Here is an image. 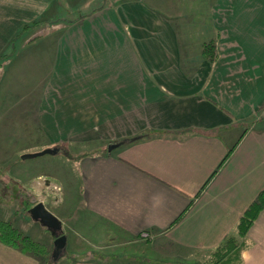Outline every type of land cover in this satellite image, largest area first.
I'll return each instance as SVG.
<instances>
[{
  "label": "crops",
  "instance_id": "crops-1",
  "mask_svg": "<svg viewBox=\"0 0 264 264\" xmlns=\"http://www.w3.org/2000/svg\"><path fill=\"white\" fill-rule=\"evenodd\" d=\"M164 1L162 15L139 0H0V59L21 53L34 66L23 74L42 73L27 92L20 87L28 100L19 112L31 116L47 147H99L81 158L78 219L85 224L92 218L103 243L141 248L136 235L152 234L147 246L167 258L171 246H216L264 189V108L261 118L254 115L264 102V0H198L186 16L184 5ZM192 32L198 39L186 34ZM46 33L48 52L44 42L29 52L30 40ZM184 37L213 39V59L184 53ZM41 64L48 70L36 68ZM142 90L150 112L155 110L147 117L150 124L117 127L142 121L132 112L141 106ZM240 125L245 132L202 189ZM218 127L219 138L205 132ZM142 132L156 135L125 142ZM246 238L241 264H264V209ZM52 246L55 252L54 241ZM87 255L76 264H101ZM0 264L36 261L0 243Z\"/></svg>",
  "mask_w": 264,
  "mask_h": 264
},
{
  "label": "rangeland",
  "instance_id": "rangeland-1",
  "mask_svg": "<svg viewBox=\"0 0 264 264\" xmlns=\"http://www.w3.org/2000/svg\"><path fill=\"white\" fill-rule=\"evenodd\" d=\"M104 1L109 3L111 0H100L101 4ZM119 1L120 0H116L117 3ZM139 1H141L144 6L146 4L149 9L152 8L157 10L156 5H159L160 11H157L158 13L162 12L160 14L164 15L165 1ZM171 1L179 6L184 5L185 16L187 12L189 13L192 11L190 10L193 9L190 7L191 4L193 3V5L196 6V3L199 2L198 0ZM65 5L66 4H63L61 6L63 16L67 15V12L62 10ZM83 9L81 11H83ZM87 10L88 7L86 11ZM194 12L196 13L197 10H194ZM174 28H176V32L180 30L182 33L181 28L177 26ZM56 32L57 30L55 29L54 33ZM186 34L190 35V39H198V37L194 35L195 32ZM49 37L50 34L48 35V33H46V35L43 38H39L38 41H36V39L30 40L28 51L31 52L32 50H36V47L44 42L45 45H48L43 53H47L49 49ZM184 38L189 40L188 37ZM17 45H19L18 42H14L15 50L17 49ZM186 50H188L189 53H195V50H197L196 43L189 45ZM12 54L4 63V58L0 59V220L8 221L20 235L28 236L32 241L40 244L44 249L49 251L46 264H76L80 258H85L86 254L89 255V253H91L97 255L98 251H103V249L107 250L109 254L114 253L115 256L121 254L123 251H133L127 249L128 247L125 249L126 246L121 247V245L114 241L107 240V242H112L110 244L100 242V239L96 236L97 232L94 231L95 228L90 225L93 219L88 217L86 220L87 224L86 222L84 224L78 219L79 215L82 213L83 204L81 181L84 174L83 163L85 162L81 158L89 155L90 152L93 150L95 151L99 147L90 145V143H81L80 145H73L70 149L66 148V150H69L68 153L65 152L68 156L60 150L62 147H59L55 154H43L24 159L20 158L22 154L39 152L47 148L50 144L46 141V137L43 136V133H41L36 126L34 127L31 116L19 112L23 109L28 100V98H26L27 96H25L26 94L21 92L20 87H24V93L25 91L27 92L25 87H33L37 82L36 80H42L43 75H41L42 73L35 75L32 72L27 75L23 74L26 69L30 71L34 66H32L24 55L21 56V53ZM20 67L22 71L20 70V72H18L17 69ZM43 67L44 71L48 70L47 64L36 66L39 70ZM19 79H21L22 82L18 83L17 80ZM140 97L141 106L138 108L135 107L132 112L135 115L136 112L140 113L139 118H142V121L122 122L118 123L117 127L124 124L128 127L133 126V129H135L139 125L148 126L150 124L147 117L150 114H154L155 110L152 109L150 112L149 106L146 105L149 99L143 90ZM243 126L245 125L237 127L234 133L238 134ZM106 149L107 146L105 150ZM80 154L85 155L79 156V158L76 157ZM78 186L80 187L78 188ZM39 201L48 212L58 219L61 227L59 231L50 233L49 230L38 221L31 219L26 208ZM55 233L63 235L62 238H64L65 243L63 244L64 256L53 262V255H57L61 252V250H59L60 248L55 250V252H53V248H51L53 241L52 235ZM98 243L101 244L96 246ZM145 244V242L142 243V248L146 247ZM105 245H109V249H106L107 247L105 248ZM93 258L97 260L98 257L96 256ZM120 259L122 258L120 257L117 260L116 257L111 256V258L103 260L102 263H108L109 260L113 262L124 260ZM41 261L43 260L41 259Z\"/></svg>",
  "mask_w": 264,
  "mask_h": 264
},
{
  "label": "trees",
  "instance_id": "trees-1",
  "mask_svg": "<svg viewBox=\"0 0 264 264\" xmlns=\"http://www.w3.org/2000/svg\"><path fill=\"white\" fill-rule=\"evenodd\" d=\"M58 1L59 0H53L54 3L58 2ZM158 6L159 5H156L158 11H160ZM160 13H162V12H160ZM34 24L35 23H32V25H34ZM28 27H31V24L30 25H24L22 27V30L25 28H28ZM177 27H179V26H177ZM179 28H181V27H179ZM195 43H196V47L198 50V51L195 50V53H197V56L204 59V60L211 61L215 55L214 40L208 39V40H205V41L200 42V43H197L196 41L191 42V40H186L185 42H183V49L185 51L184 53L188 52V50H186V48H188L189 45H192ZM180 47L182 48V45H180ZM263 108H264V102L262 105H260L257 108L256 111H254L255 117L261 118L262 116H264V115L260 116ZM222 130L223 129L221 127H218V128L205 130V132L207 135H212V136L219 138V136H221ZM245 130H246V128L245 129L242 128L241 133L236 138V141L229 148L226 149V153H225L222 161L220 162L218 167L215 169V171L212 173V175L207 179V181L204 183V185L201 187L202 189L204 188L206 183L209 181V179L213 176V174H215L216 171L221 167L222 163L227 159L229 154L232 152L234 146L237 144V142L242 137ZM155 135L156 134H154V133H146V132L143 133L142 132L139 134L132 135L128 138H125V142H140V141L147 140L149 138H153ZM68 148L70 149L71 147L68 146ZM61 151L68 156L67 153L69 152V150H66V148L62 147ZM65 152H67V153H65ZM103 154H107L106 150L104 151ZM84 155L85 154H83V155L80 154L76 157L79 158V156H84ZM200 192H198L197 194H199ZM197 194H196V196H197ZM193 199L194 198H191L189 200V203L187 206H189L191 204ZM28 208L29 207L26 208V211ZM263 209H264V189L257 193L255 198L251 201V203L242 212V214L239 216L237 222L235 223L232 231L230 233H228L227 235H225L216 246H214L213 248H210V249L187 251V250H182L181 247L171 246V247H169L168 251L171 252L172 254L174 253L176 255L172 256V254H171V255H168L167 258H165V257H161V255H159L158 253L155 254V253L151 252V250L148 249L147 245H148V243H150L151 239L153 238L152 234L147 233V237L141 238L140 233H138L134 239L136 241H138V240L143 241V243L145 242L146 243L145 249H143L142 247L141 248L134 247L132 245H129L128 243L127 244L121 243L122 245L119 244V245H121V247L126 246L125 249L128 247L127 249H131L133 251H129V250L123 251L121 254L115 256L114 253L109 254V253H107V250L103 249V251H98L97 255L96 254L93 255V254L89 253V255H87V256L89 257L88 259H94L93 257L97 256L98 257L97 260H95V259L94 260L98 263H101V264L119 263V262H113L110 260L108 263H102L103 260H105V259L107 260L108 258H111V256L116 257L117 260L120 257L122 258L120 260L124 259L123 261H120V262L134 263V264H186L187 262H189L190 264H241L242 263L241 251L246 249L249 245V242L246 238V232H247L248 228L251 226V224L254 221L257 214ZM49 232L54 233L53 231H49ZM59 236H61V235H58V233L53 234L52 240L54 241ZM0 243L7 246V247H10L14 250H17L18 252H20L24 255H28V256L32 257L36 261V264H46V261H47L48 256H49V251L44 249V247L41 246L40 244L32 241L28 236L20 235V233L15 228H13L8 221L0 220ZM110 243H112V242H109L106 244H110ZM105 248L109 249V245H105ZM147 252L149 255L147 254ZM188 254H189V256H188ZM62 256H64L63 248H62L61 252L57 255V257H55V259H53V262L57 261L58 258H60ZM187 256L192 257L193 261L191 258H187ZM129 257H131V258H129ZM41 259L43 261H41ZM132 259H134V261H132ZM135 259H137V260H135ZM189 259H191V261H187Z\"/></svg>",
  "mask_w": 264,
  "mask_h": 264
},
{
  "label": "water",
  "instance_id": "water-1",
  "mask_svg": "<svg viewBox=\"0 0 264 264\" xmlns=\"http://www.w3.org/2000/svg\"><path fill=\"white\" fill-rule=\"evenodd\" d=\"M120 144L121 142L108 144L106 151L109 153L110 151H112L114 148H116ZM57 151H58L57 148L47 147V148L40 150L39 152L22 154L20 158L24 159V158H32L35 156H40L43 154H55L57 153ZM27 212L30 215L31 219L38 221L42 226H44L49 231L57 232L60 230L61 227H60V222L58 221V219L55 216H53L50 212H48L40 201L31 205L27 209ZM54 244L56 245L57 249L61 248L63 245L62 236H59L58 238H56L54 240Z\"/></svg>",
  "mask_w": 264,
  "mask_h": 264
},
{
  "label": "built area",
  "instance_id": "built-area-1",
  "mask_svg": "<svg viewBox=\"0 0 264 264\" xmlns=\"http://www.w3.org/2000/svg\"><path fill=\"white\" fill-rule=\"evenodd\" d=\"M140 237H141V238H145V237H147V233H146V232H141V233H140Z\"/></svg>",
  "mask_w": 264,
  "mask_h": 264
},
{
  "label": "flooded vegetation",
  "instance_id": "flooded-vegetation-1",
  "mask_svg": "<svg viewBox=\"0 0 264 264\" xmlns=\"http://www.w3.org/2000/svg\"><path fill=\"white\" fill-rule=\"evenodd\" d=\"M58 238V237H57Z\"/></svg>",
  "mask_w": 264,
  "mask_h": 264
}]
</instances>
